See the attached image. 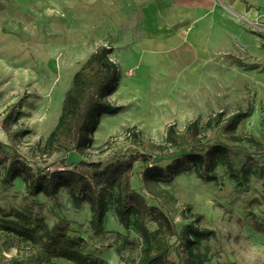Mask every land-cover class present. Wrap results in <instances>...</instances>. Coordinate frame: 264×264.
Returning a JSON list of instances; mask_svg holds the SVG:
<instances>
[{
    "label": "rangeland",
    "instance_id": "rangeland-1",
    "mask_svg": "<svg viewBox=\"0 0 264 264\" xmlns=\"http://www.w3.org/2000/svg\"><path fill=\"white\" fill-rule=\"evenodd\" d=\"M109 7L104 0H0V139L23 154L34 169L61 167L58 154L45 159L43 145L57 124L74 73L101 44L113 47L119 81L122 72L125 78L108 96L116 109L102 113L106 122L98 127V136L94 133L91 147L83 154L69 153L68 162L101 159L133 148L126 138L128 127L163 141L168 124L183 131L191 120L203 125L220 110L247 109L239 132L264 140V20L258 15L230 17L226 27L214 29L201 45L180 46L174 37L147 44L139 22L112 15ZM180 51L185 53L183 65L205 55L207 59L194 70L175 65L166 69L168 61H179ZM159 72H168L171 85L153 84L155 79H166ZM208 135L224 140L216 130ZM237 149L233 159L240 168L253 147L241 143ZM139 170L137 164L135 172ZM216 170V180L203 179L192 169L160 182L153 193L145 192L179 231L191 221L214 231L191 254L178 246L180 238L172 237V255L180 264H264V157L244 182L230 176L222 164ZM3 178L0 165V217L17 219L24 213L33 223L42 218L66 236L83 237V250L109 264H140L143 237L134 225L125 229L113 208L105 218V232L97 236L89 205L75 208L66 190L55 198L30 195L22 179L5 183ZM132 182L140 188L137 175ZM149 226L156 227L151 222ZM0 264L77 263L0 230Z\"/></svg>",
    "mask_w": 264,
    "mask_h": 264
},
{
    "label": "trees",
    "instance_id": "trees-1",
    "mask_svg": "<svg viewBox=\"0 0 264 264\" xmlns=\"http://www.w3.org/2000/svg\"><path fill=\"white\" fill-rule=\"evenodd\" d=\"M112 53L113 47L99 45L74 73L73 84L64 93L57 124L42 149L45 159L58 154L61 167L53 169L46 165L34 169L23 154L0 139L3 180L12 183L17 178L22 179L30 195L55 198L62 189L66 190L75 208L89 205L91 227L97 236L105 232V218L113 208L125 229L134 225L143 237L140 264H180L172 255V237L180 238L178 246H185V252L191 254L192 249L213 236L214 231L201 228L193 221L179 231L161 206L149 202L145 192L153 193L160 182L192 169L203 179L216 180L219 164L227 168L230 176L244 182L251 168L258 166V159L264 157V140L239 132V124L249 114L247 109L231 113L220 110L210 115L203 125L198 119L191 120L183 131L178 130L175 123L168 124L163 141L143 135L135 126L128 127L126 138L133 148L101 159L81 158L68 162L69 153L83 154L91 147L102 113L116 109L108 99L120 76ZM209 130L218 131L224 140L210 138ZM241 143H248L253 150L246 153L245 164L236 168L233 157L238 154L237 146ZM137 164L140 170L135 172ZM134 175L141 189L133 185ZM149 222L156 227L151 229ZM0 230L14 233L54 257L77 264H109L106 259L83 250V237L66 236L63 231L50 228L42 218H36L33 223L24 213L17 219L0 217Z\"/></svg>",
    "mask_w": 264,
    "mask_h": 264
},
{
    "label": "crops",
    "instance_id": "crops-1",
    "mask_svg": "<svg viewBox=\"0 0 264 264\" xmlns=\"http://www.w3.org/2000/svg\"><path fill=\"white\" fill-rule=\"evenodd\" d=\"M91 1L102 2V0ZM104 1H107L110 5V14L125 15L126 21L136 20L139 22L140 29L147 34V44L155 40L156 43L160 44L164 38L168 37L169 40L174 37L173 41H177V38H179L178 42L180 46H194L199 43L201 45L202 41H209L208 36L212 37L214 29L218 30V28L226 27L230 17L244 18V15H258L260 20H264V0ZM67 15L69 14L67 13ZM129 34L131 36L132 31ZM203 38L204 40H202ZM206 46L207 44L204 47L205 54L207 51ZM179 53H182V56H179V61H168L165 66L166 69L175 65L176 68H182L183 70H194L200 68L207 59L205 55V58L201 57L199 61L197 60L183 65L185 53L184 51H180ZM202 59H204V62ZM180 74L181 77L184 76V73ZM159 76L161 79L163 77L166 79H155L153 84L156 87L162 84L171 85L167 83V77H169L168 72H159ZM158 81H163V83L161 84Z\"/></svg>",
    "mask_w": 264,
    "mask_h": 264
},
{
    "label": "bare ground",
    "instance_id": "bare-ground-1",
    "mask_svg": "<svg viewBox=\"0 0 264 264\" xmlns=\"http://www.w3.org/2000/svg\"><path fill=\"white\" fill-rule=\"evenodd\" d=\"M124 78H125V75H124V73L122 72V74H121V78H120V81H119V84H118V86H117V90L121 87V83H122V81L124 80ZM117 90H116V91H117ZM105 122H106V116H104V117L101 119V122H100L99 126H100L101 128H103ZM99 130H100V129H97L96 132H95L97 136L99 135Z\"/></svg>",
    "mask_w": 264,
    "mask_h": 264
}]
</instances>
